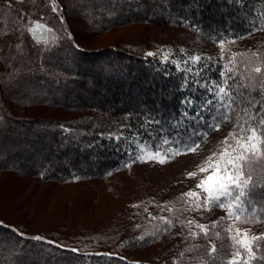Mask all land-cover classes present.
<instances>
[{
    "label": "trees",
    "instance_id": "trees-1",
    "mask_svg": "<svg viewBox=\"0 0 264 264\" xmlns=\"http://www.w3.org/2000/svg\"><path fill=\"white\" fill-rule=\"evenodd\" d=\"M248 141L217 222L140 148ZM0 264H264V0H0Z\"/></svg>",
    "mask_w": 264,
    "mask_h": 264
},
{
    "label": "rangeland",
    "instance_id": "rangeland-1",
    "mask_svg": "<svg viewBox=\"0 0 264 264\" xmlns=\"http://www.w3.org/2000/svg\"><path fill=\"white\" fill-rule=\"evenodd\" d=\"M35 29L38 38H45L43 36L46 29L42 26H36ZM100 43L101 41L98 45ZM162 53H164L165 58L170 55L166 50ZM255 144V141H248L237 144L235 147H220L218 152L210 155L198 152L200 149L196 152L195 149H193L194 151L184 150L183 153H170L168 156H171V158L168 159L163 149L150 150L149 146L147 147L144 144H140V148L143 160L163 164L161 174L163 186L158 187L156 191V196L158 193L161 202H165L164 193L170 189L175 194L186 195L187 200L192 201L193 205L209 209L210 217H214L217 222L221 219L231 221L229 216L236 212L237 204L232 198L235 196L234 193L238 185L245 184L241 183V178H244L242 176L241 161ZM166 161L168 163L164 165ZM246 178L248 179V177ZM144 189H146L145 186ZM144 191L140 188V196ZM237 197L236 199L240 198V196ZM239 237L242 245L245 246L250 243V236L247 232H239Z\"/></svg>",
    "mask_w": 264,
    "mask_h": 264
},
{
    "label": "built area",
    "instance_id": "built-area-1",
    "mask_svg": "<svg viewBox=\"0 0 264 264\" xmlns=\"http://www.w3.org/2000/svg\"><path fill=\"white\" fill-rule=\"evenodd\" d=\"M54 4H56V1H54ZM59 10L57 9V12H58Z\"/></svg>",
    "mask_w": 264,
    "mask_h": 264
}]
</instances>
